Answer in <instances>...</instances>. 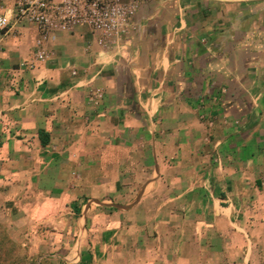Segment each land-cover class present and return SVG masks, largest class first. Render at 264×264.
Wrapping results in <instances>:
<instances>
[{
    "label": "crops",
    "instance_id": "1",
    "mask_svg": "<svg viewBox=\"0 0 264 264\" xmlns=\"http://www.w3.org/2000/svg\"><path fill=\"white\" fill-rule=\"evenodd\" d=\"M19 1L0 0V210L45 227L62 264H249L264 0L145 1L114 45L14 24Z\"/></svg>",
    "mask_w": 264,
    "mask_h": 264
},
{
    "label": "built area",
    "instance_id": "2",
    "mask_svg": "<svg viewBox=\"0 0 264 264\" xmlns=\"http://www.w3.org/2000/svg\"><path fill=\"white\" fill-rule=\"evenodd\" d=\"M145 1L149 0L137 2ZM127 9L128 7H122L120 0H20L13 23H35L42 31L60 28L55 23L66 27L86 24L104 38L116 39L126 33L123 25L130 19ZM9 27L10 20L1 16L0 42L2 34Z\"/></svg>",
    "mask_w": 264,
    "mask_h": 264
},
{
    "label": "rangeland",
    "instance_id": "3",
    "mask_svg": "<svg viewBox=\"0 0 264 264\" xmlns=\"http://www.w3.org/2000/svg\"><path fill=\"white\" fill-rule=\"evenodd\" d=\"M138 0H120L122 7H128L129 17H133L142 3ZM137 2V3H136ZM130 19L123 25L128 31ZM108 45H114L119 38H105ZM11 211L0 210V264H62L63 246L58 241L54 244L53 236L45 227H35L33 230L27 224H15ZM53 232V231H52ZM257 246L247 253L249 264H264V239L259 238ZM7 256V257H6Z\"/></svg>",
    "mask_w": 264,
    "mask_h": 264
},
{
    "label": "trees",
    "instance_id": "4",
    "mask_svg": "<svg viewBox=\"0 0 264 264\" xmlns=\"http://www.w3.org/2000/svg\"><path fill=\"white\" fill-rule=\"evenodd\" d=\"M46 133H44V132H39V137H40V141H41V144L42 145H45L46 144V140H44V135H45ZM3 243V242H2ZM2 243H0V250H3V244ZM7 257V256H6Z\"/></svg>",
    "mask_w": 264,
    "mask_h": 264
}]
</instances>
